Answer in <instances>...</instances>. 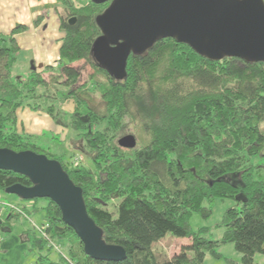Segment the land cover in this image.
Here are the masks:
<instances>
[{"label":"trees","instance_id":"16d2710c","mask_svg":"<svg viewBox=\"0 0 264 264\" xmlns=\"http://www.w3.org/2000/svg\"><path fill=\"white\" fill-rule=\"evenodd\" d=\"M61 2L65 37L59 67H46L49 79L36 69L26 76L14 75L20 50L15 34L27 26L0 33V148L33 150L59 160L82 187L88 212L102 228L104 240L123 246L127 258L100 261L87 255L57 204L46 198L45 233L64 245L66 255L61 252L58 260L41 256L40 263L203 264L208 253L221 257L219 248L233 243L243 264H255L256 255H264V62L214 60L174 38H163L145 53L131 54L125 76L118 78L92 52L101 35L97 16L110 1L89 0L72 12V0ZM79 61L93 70L81 84L84 71L74 67ZM60 78L73 84L60 93L65 99L61 102L50 94L49 86ZM88 92L100 94V107L88 100ZM67 102L73 105L70 111L60 107ZM21 107L44 111L74 129L78 150L88 164L74 159L73 165L38 146L36 136L18 132ZM130 121L147 140L125 149L118 137ZM16 183L32 184L24 175L0 170V192ZM216 198L235 199L239 206L224 212L217 225L224 228L222 237L210 239L209 227L194 231L190 220L194 212L210 217L206 203ZM21 210L28 214L30 208ZM15 216L22 214L7 213L0 228L11 231L9 221ZM37 234L33 245L51 249L49 240ZM167 234L190 238L191 243L161 259L152 246Z\"/></svg>","mask_w":264,"mask_h":264},{"label":"water","instance_id":"95a60500","mask_svg":"<svg viewBox=\"0 0 264 264\" xmlns=\"http://www.w3.org/2000/svg\"><path fill=\"white\" fill-rule=\"evenodd\" d=\"M92 1H110L97 16L101 35L92 52L118 78L125 76L131 54L145 53L163 38H174L214 60L236 57L264 62V0ZM75 20L70 19V23ZM118 144L134 149L138 141L134 134H126ZM0 170L24 175L32 183H16L7 187L5 193L22 200L47 198L55 202L63 221L83 242L87 255L100 261L127 258L123 246L104 240L102 228L88 212L82 187L70 178L59 160L33 150L0 148Z\"/></svg>","mask_w":264,"mask_h":264},{"label":"rangeland","instance_id":"374dc122","mask_svg":"<svg viewBox=\"0 0 264 264\" xmlns=\"http://www.w3.org/2000/svg\"><path fill=\"white\" fill-rule=\"evenodd\" d=\"M88 2L89 0H72V4L69 7L71 10L70 12L83 8ZM61 9L65 10L63 7ZM64 10L62 14H65ZM74 67L77 69L81 68L84 71L83 79H81L80 84L87 80V77L93 72L85 61L74 63ZM25 74L22 67L14 69L15 76L22 77L25 76ZM46 78H50V72ZM49 86L51 89L50 94L52 96H57V98L60 97L59 100L61 102L65 99H63L60 93H63V90L67 92L73 84L70 80L60 78L59 80H55V82H51ZM55 87H57V89H54ZM88 93L91 96L88 100L100 107L102 105L100 94L97 92ZM60 107L70 111L71 109L69 108L73 107V105L67 102L60 105ZM129 123L126 132L120 135L118 140L126 134H134L138 140V144L140 146L143 145L147 140L146 135L140 128L135 126L134 122L130 121ZM36 137V144L55 154L56 157L63 156L65 160H70L73 163L74 157L80 156L81 158H78L79 164L81 162L88 164L84 156L85 154L78 150L79 148L77 147L78 142L76 139H78V133L71 127L64 126L63 130L57 134L44 129L43 133ZM75 153L77 155H74ZM31 203L32 201L22 200L16 195L0 192V226L7 222V213L14 212L15 214V212H17L22 214V216H15L9 221L10 225L8 226H11V231L0 228V264H41L39 260L41 256L49 257L51 260L60 259L61 254L55 248L52 247L49 249L48 245L45 244L42 247L38 244L33 245V236L35 232L38 233V236H41L38 227L43 225L46 221V212L43 207L47 205V201L41 198L37 199L33 204ZM24 205L30 207L28 214H23L21 210L25 207ZM206 206L211 208V216L204 217L202 214L194 212L190 220L192 229L194 231H199L201 227H209L210 231L207 233L208 235L206 234L208 238H221L224 233V228L218 227L217 225L222 222L224 212L228 208L239 206V202L231 198H216L212 203H206ZM1 221L4 222L1 223ZM25 232L28 233L29 236ZM190 243V238H178L171 234H167L164 238L156 242L152 246V249L159 258H170L175 253L180 252L183 246L189 245ZM60 245L63 250V255L65 256L66 248L63 244ZM219 251L221 252V257H216L208 253L203 264H243L241 260L242 254L237 251L233 243L222 245ZM188 254L189 256H193L192 251L188 252ZM255 260V264H264V255L257 254Z\"/></svg>","mask_w":264,"mask_h":264},{"label":"crops","instance_id":"0c3cea01","mask_svg":"<svg viewBox=\"0 0 264 264\" xmlns=\"http://www.w3.org/2000/svg\"><path fill=\"white\" fill-rule=\"evenodd\" d=\"M61 3V0H0V33L11 34L18 25L28 27L15 34L20 50L14 69L22 67L25 76L33 67L45 77L49 74L46 67H59L60 48L65 37L60 25ZM17 117L18 132L33 136L41 135L44 129L57 134L64 127L48 113L30 108H19Z\"/></svg>","mask_w":264,"mask_h":264},{"label":"built area","instance_id":"2783aa9c","mask_svg":"<svg viewBox=\"0 0 264 264\" xmlns=\"http://www.w3.org/2000/svg\"><path fill=\"white\" fill-rule=\"evenodd\" d=\"M75 160L78 162V158H76ZM47 226H48L47 224H46V225L43 224V225L39 226V227H38V231H39V233L41 234V236H43V237H45L47 240H49V245H50L51 247L55 248V249H56L57 251H59L60 253L63 252L62 247H61L60 244H58V243H56V242H54V241L48 239V236H47L46 233H45V229L47 228Z\"/></svg>","mask_w":264,"mask_h":264}]
</instances>
